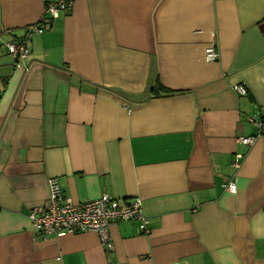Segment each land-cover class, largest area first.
I'll use <instances>...</instances> for the list:
<instances>
[{"label": "crops", "instance_id": "obj_1", "mask_svg": "<svg viewBox=\"0 0 264 264\" xmlns=\"http://www.w3.org/2000/svg\"><path fill=\"white\" fill-rule=\"evenodd\" d=\"M48 1L0 0V264H264V134L247 121L264 118V0H75L16 62L6 42ZM52 179L74 202L138 197L146 231L111 222L109 249L34 232Z\"/></svg>", "mask_w": 264, "mask_h": 264}, {"label": "built area", "instance_id": "obj_2", "mask_svg": "<svg viewBox=\"0 0 264 264\" xmlns=\"http://www.w3.org/2000/svg\"><path fill=\"white\" fill-rule=\"evenodd\" d=\"M75 0H50L45 4L44 12L37 22L28 24L22 35L6 42L7 51L16 57V62L23 60L28 53L27 43L34 34H41L45 30L43 23L52 20L59 10H68ZM218 57L217 51L209 44L204 49V59L215 61ZM18 64H16L17 66ZM233 89L238 94H244L245 88L241 84H235ZM247 121L258 130V134H264V118L249 115ZM255 135L242 136L241 143L250 145ZM232 167L237 168L239 163L234 160ZM224 190L235 193L236 185L233 179L222 183ZM31 228L34 232L43 236L56 235L60 232L79 233L95 232L99 237L100 244L105 248L111 247L109 224L111 222L138 219L140 228L145 232L147 219L142 213L141 201L138 197L132 198L127 204L121 205L115 198L102 193L95 199L72 201L63 196L58 185L52 179L49 182L48 206H34L28 213ZM59 261V256L56 257Z\"/></svg>", "mask_w": 264, "mask_h": 264}]
</instances>
